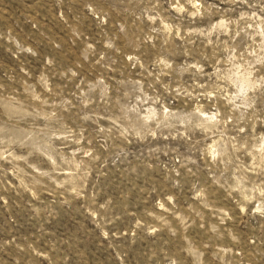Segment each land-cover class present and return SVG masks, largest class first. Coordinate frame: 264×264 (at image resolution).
Listing matches in <instances>:
<instances>
[{
	"label": "rangeland",
	"instance_id": "374dc122",
	"mask_svg": "<svg viewBox=\"0 0 264 264\" xmlns=\"http://www.w3.org/2000/svg\"><path fill=\"white\" fill-rule=\"evenodd\" d=\"M0 264H264V0H0Z\"/></svg>",
	"mask_w": 264,
	"mask_h": 264
}]
</instances>
